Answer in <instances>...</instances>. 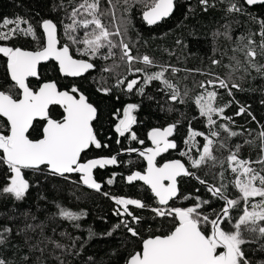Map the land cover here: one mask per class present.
<instances>
[{
  "label": "snow or ice",
  "instance_id": "6c2138e0",
  "mask_svg": "<svg viewBox=\"0 0 264 264\" xmlns=\"http://www.w3.org/2000/svg\"><path fill=\"white\" fill-rule=\"evenodd\" d=\"M106 3L107 6H104L102 0H79L78 3L75 0H67V4H59L57 7L62 9L72 5L71 11L67 12L70 22L61 21L67 42L60 39L58 26L51 19L41 22L43 38L38 37L32 25L22 18L12 20L6 17L0 22V41H12L23 36L30 37L35 44L32 50L0 45V55L6 58V72L12 82L7 90H0V168L4 169L5 181L0 186V196H10L14 201L24 200L32 187L26 178L27 172L59 177L65 181L71 180L72 174H78L79 180L72 181L73 183L101 192L102 185L94 179L93 170L118 163L116 155L107 158H84L92 146L97 149L109 147L107 144H101L94 131L93 121L97 118L98 110L75 83L70 88L61 90L57 80H49L33 88L30 78L38 81L41 79L38 65L42 62L54 61L60 76L64 78H83L85 73L97 69L109 76L115 74L117 78L111 87L103 86L107 84L104 75H101L97 82L99 86L96 90L104 95L111 94L113 88H119L125 93L135 90L137 95L142 96L146 86L153 81H159L164 89L170 90V101L187 103L185 98L189 96V90L186 88L181 93L165 76L169 68L173 74L179 69L169 65L159 66V71L149 72L148 69L156 66L155 61L146 54L133 55L134 45H130L127 40L131 27L128 14L135 7L141 9L142 19L151 26L173 13L174 0H106ZM198 4L204 12L217 7L218 4L226 5L223 9L226 15H246L252 23L258 25L259 31L236 38V46L231 49L232 55L222 53V56H228V64L211 58L212 66L222 65L227 69L224 77L212 70H188L213 78L201 80L197 85L204 91L197 94L193 102L199 117L206 120L205 127L208 131L197 130L192 127L191 121L188 122L187 136L183 141L187 147L186 150L179 151V156L185 157L186 163L181 159H171L160 164L157 159L169 150L178 149V144L170 137L174 136L180 121L162 129L149 130L147 138L151 147L126 150L138 152L147 162L143 172L134 171L126 180L129 183L142 181L150 190L154 203L149 205L140 199L109 197L116 205L123 206V211L117 209L113 214L130 219H120L105 235L111 236L116 229L123 227L132 238L140 241L139 250L130 253L124 264H264V260L253 261L245 251V246L256 245L255 251L264 253V131L257 133L253 139H245L244 144L230 145L232 138L243 134L230 127L235 121L232 116L225 115L226 109L231 107L233 101L223 105L216 103L219 96L216 89H224L230 97H234L233 89L242 90L241 85L233 79L237 73H244L239 77L241 80L251 74L250 70L264 76V64L257 63V57H264V17H257L248 11V8L255 5L264 6V0H242V3L240 0H198ZM189 11L195 10L190 7ZM117 13L121 15L117 17ZM104 18H110L109 23H104ZM117 20L119 23H116ZM22 24L28 26L25 28ZM224 28L223 33L217 31L214 37L224 36L232 41L231 25L225 24ZM81 30L83 33L79 35ZM256 36L260 37L259 44L254 38ZM73 46H77L78 56L73 54ZM97 60H111L112 63L98 65ZM138 62L143 63L145 67H134ZM121 68L126 69L127 73L135 78L128 79L127 76L121 75L117 72V69ZM136 73H143L142 81ZM209 88L212 90H208ZM116 99L118 100L119 96ZM51 106H59L62 109L59 118L51 115ZM138 108V104L127 103L122 109V115L121 110L117 109L113 114L118 120L114 130L119 137H125V134L129 133L132 141L138 140L143 145L145 141L139 140L132 130L133 125L137 123L134 113ZM172 110L169 108V111ZM245 112L246 109L241 106L235 115L239 116ZM247 114L252 116L251 112ZM214 117L226 123L218 124ZM193 119L197 117L194 116ZM252 119L255 120V117L252 116ZM37 120L44 123L39 138L34 139L31 138L30 130L35 129ZM222 132L226 135L222 136ZM197 138H202V141ZM116 142L119 144L120 139ZM244 145L259 149L255 160L241 158L240 152ZM222 150L227 151L228 155L217 156L216 153ZM217 169L219 170L216 171ZM200 171H203V176L198 174ZM228 174H231L233 179L228 180ZM209 176L215 182L205 178ZM185 177L201 185L210 194L209 198L188 194L183 196V199H194L193 205L176 207L174 203H170L181 198L178 178ZM107 183L111 185L113 179H108ZM231 189H235L238 195H234ZM199 191L200 188H197L196 192ZM103 194L109 196L107 192ZM40 199L46 200L47 197L41 195ZM213 199L222 202L219 209L211 208ZM241 203L244 205L242 211L234 215V210L239 209ZM129 206L150 211L154 220H167L169 227L165 231L161 225V229L157 230L159 234L152 233L145 237L137 227L144 217L134 214ZM55 208L56 211L51 214L50 220L67 221L72 228H80L79 221L86 215L85 212L71 210L60 203H56ZM22 215V227L7 224L0 226V251L6 250L11 244L15 227V236L23 237L29 252L40 253L35 264H45L43 257L49 246L57 264H66L63 258L66 255H79V251H76L79 237H73L67 230L61 231L60 237L71 242L62 243L54 238L56 227L51 229L54 235H47L45 230L48 225L44 221L35 223L38 217L30 211ZM16 218L8 217L10 221ZM30 233L38 234L35 243L32 242L33 236L29 235ZM93 235L95 233L89 230V238ZM11 247L16 249L18 245L11 244ZM82 247L81 244L80 248ZM57 250L59 255H56ZM88 259L91 264H95L91 257ZM21 260L22 264H30L31 256L23 255ZM0 264L14 262L0 255Z\"/></svg>",
  "mask_w": 264,
  "mask_h": 264
},
{
  "label": "trees",
  "instance_id": "16d2710c",
  "mask_svg": "<svg viewBox=\"0 0 264 264\" xmlns=\"http://www.w3.org/2000/svg\"><path fill=\"white\" fill-rule=\"evenodd\" d=\"M75 2L78 3L79 0H75ZM240 2L242 3V0ZM61 3L67 4V0H0V22L6 17L12 20L17 17L22 18V20L32 25L38 37L43 38L40 27L41 22L44 19H51L58 26L60 39L67 42L61 21L64 23L70 22L67 18V12L71 11L72 5H68L67 9H62L57 7ZM102 3L107 6L106 0H102ZM190 7L195 11H189ZM225 7L226 5L218 4L217 7L209 8L207 12H204L198 4V0H175V10L171 18L154 27H148L144 23L139 7H135L128 14L131 19V27L129 28L127 40L130 41V45H134L132 54L139 56L146 54L155 61L156 66L148 69L149 72L159 71V66L168 67L170 65L179 69L177 73L173 74L169 68L165 76L180 89L181 93L186 88L189 90V96L185 98L187 100L185 104L170 101L168 99L170 90L164 89L159 81H153L146 86L142 96L137 95L135 90L132 93H125L119 88H113L111 94L104 95L96 90L99 86L97 82L101 75H104L107 78V84L103 86L111 87L115 84L117 78L115 74L109 76V74L101 73L97 69L84 78L70 80L60 76L54 63L40 66L41 79L39 81H30L33 88H36L39 83L49 80H57L61 90L66 87L70 88L75 83L88 97L89 102L98 110L97 118L93 124L94 131L101 144H107L109 147L97 149L92 146L84 158H107L113 155H125L118 158V163L115 167L106 169L104 172L98 171L94 174L95 180L102 185L101 192H95L85 188L82 184L73 183L72 181L79 180L78 175H72L71 180L65 181L59 177L33 174L26 170V178L29 179L32 187L26 194L25 199L14 201L10 196H0V226L7 224L9 226L22 227L24 222L22 214L30 211L38 217L35 223L44 221L48 225L45 230L47 235H54L51 229L56 227L57 231L54 238L62 243L70 244V241L59 235L61 231L67 230L73 237H79L80 239L77 241L76 248V251H79V255L64 256L66 264H91L89 257L92 258L95 264H124L130 253L138 251L140 241L132 238L123 227L116 229L111 236L105 235L112 230L113 225L117 224L120 219H130L113 214L117 209L123 211V206L116 205L109 197L140 199L142 202L153 205L154 198L146 187L140 184L129 186L125 180L133 171H142L144 168V159L138 155V152H128L126 150L129 148L141 150L150 147L151 144L147 138L149 130L153 128L162 129L169 124L180 121L173 137L178 144V149H176L175 154H168L166 159L175 157L185 163L187 162L186 158L180 157L179 151L186 150L187 147L183 141L187 136L188 122L191 121L192 127L197 130L208 131L205 127L206 120L203 117H199L198 109L193 100L197 94L204 91V89L197 87L199 81H206L213 77L200 75L198 72L188 70L200 69L204 72L212 70L224 77L227 69L222 65L212 66L211 58L222 60V64H228V56H222V53L227 52L229 56L232 55L231 49L236 46V38L241 35H247L249 32L259 31L258 25L252 23L246 15H226L223 10ZM248 11L257 17H264V6L248 8ZM120 15L121 13H117V17ZM109 20L110 18H104V23H109ZM116 23H119V20ZM225 24L231 25L230 34L233 37L232 41L227 40L224 36L214 37V33L217 31L221 33L225 31ZM21 26L26 28L28 25L22 24ZM9 27H13V25H9ZM113 30L115 29L113 28ZM82 33L83 30L78 34L82 35ZM254 38L259 44L260 37L256 36ZM177 41H180V43L178 44ZM0 45L19 46L29 50L35 47L30 37L25 38L23 36H19L12 41H0ZM76 47H72V52L78 56ZM214 49L216 50L214 51ZM241 59H243L242 56ZM117 62H119L118 58ZM96 63L98 65H106L112 63V61L97 60ZM257 63L264 64V57H257ZM133 66L138 68L145 67L143 63L139 62ZM117 72L127 76L128 79L135 78L128 74L124 68L117 69ZM250 72L251 74L246 75L243 80L239 79L241 75H244L242 72L237 73L233 77L242 88L239 91L236 89L232 90L234 97L228 96L224 89H216L219 92L216 101L217 105H223L230 100L233 101L231 107L226 109L225 115L232 116L235 121L230 127L234 131L243 133L232 138L229 141L230 145L244 144L245 139H253L257 136V133L264 131V128L261 127L264 126V103L261 102L264 101V76H261L255 70H250ZM136 75L141 77V81L143 80V73H136ZM11 83L6 72V58L0 55V90H7ZM208 90L212 89L209 88ZM13 94L15 95V92ZM117 96H119L118 100L116 99ZM127 103L139 105L138 110L134 113L137 117V123L133 125L132 130L137 134L139 140L145 141L141 146L138 140L132 141L130 139V134H125V137H119V134L114 130L118 120L113 114L117 109H120L122 115V109ZM241 106L246 109V112L239 116L235 115ZM169 108L173 110L169 111ZM247 112H251L255 120ZM61 113L62 110L60 108H51V115L54 118H59ZM194 116L197 119H193ZM214 119L217 120L218 124L221 122L226 123V121H221L218 117H214ZM43 123L35 122V129L30 130L31 138H39ZM221 135L224 136L226 134L222 132ZM118 138L120 139L119 144L116 142ZM197 139L202 141V138ZM258 151L257 147L244 145L240 156L241 158L255 160ZM193 152H195V149H193ZM216 155L227 156L228 153L222 150L217 152ZM256 167L258 168L259 166L256 165ZM3 173L4 169L0 168V186L5 182ZM198 174L203 176V171L198 172ZM110 178L113 179L111 185L107 183ZM205 178L210 182H215L212 181L211 176ZM227 179H233L232 175L228 174ZM197 188H200L198 193L196 192ZM231 191L234 195H238L235 189H231ZM104 192L109 193V196H105ZM179 192L181 198L172 202L176 207H187L195 203L194 199L184 200L183 196L185 195H199L204 199L209 198L210 195L195 180L189 178L179 181ZM41 195L47 197V199H40ZM56 203H60L71 210L86 213L79 221L80 228H72L67 221L49 219L51 214L56 211ZM221 204L222 202L213 199L211 208L219 209ZM243 207L244 205L241 203L240 208L234 210L233 214H239ZM129 209L134 214L144 217L142 223L137 227H139L145 237L152 233L159 234L157 230L161 229V225H163V230L165 231L169 227L167 220L162 221L160 218L154 220L152 213L146 209H135L134 206H129ZM9 216L17 218L10 221L8 219ZM224 226L227 227V225ZM89 230L95 233L91 238H89ZM29 235L33 236L32 242L35 243V240L38 239V234L30 233ZM11 244L18 245V248L13 249ZM11 244L6 250L0 251V255L13 261L14 264H22L21 257L23 255H30V264H35L36 257L40 256L38 251L29 252L22 236H15V227ZM81 244L83 245L82 248H80ZM256 247V245L245 246L247 255L253 261L264 260V253L255 251ZM52 251L51 246H49L44 253L45 264H57V261L51 255ZM59 254L57 250L56 255Z\"/></svg>",
  "mask_w": 264,
  "mask_h": 264
},
{
  "label": "water",
  "instance_id": "95a60500",
  "mask_svg": "<svg viewBox=\"0 0 264 264\" xmlns=\"http://www.w3.org/2000/svg\"><path fill=\"white\" fill-rule=\"evenodd\" d=\"M174 3H175V0H174ZM256 6H261V5H255V6H252L251 8H253V7H256ZM174 10H175V8H174ZM173 13H174V11H173ZM172 13V14H173ZM172 14L169 16V17H167V18H164L163 20H161V21H159L157 24H155V25H151V26H149V25H147V23L144 21V23L148 26V27H154V26H158L159 24H161L163 21H167V20H169L170 18H171V16H172ZM41 32H42V29H41ZM43 34V33H42ZM49 63H54L55 64V62L54 61H48V62H42L40 65H38V72H39V68H40V66H44V65H47V64H49ZM56 65V64H55ZM57 66V65H56ZM93 71V70H92ZM92 71H90L89 73H91ZM89 73H85V75H84V77H86ZM62 77V76H61ZM83 77V78H84ZM62 78H64V77H62ZM64 79H70V80H78V79H81V78H64ZM32 80H36L35 78H30V81H32ZM11 81V80H10ZM53 107H58L59 108V106H51V108H53ZM61 109V108H60ZM62 110V109H61ZM96 120V119H95ZM95 120L93 121V123L95 122ZM36 122H43V121H39V120H37ZM172 137H170V139H171ZM169 151H175V149H172V150H169ZM163 155V154H162ZM159 158V157H158ZM157 158V159H158ZM145 164H146V166H147V162L145 161ZM116 166V164L115 165H107V166H105L104 168H99V167H97L96 169H94L93 170V175H94V172L96 171V170H98V169H100V170H104V169H106V168H111V167H115ZM72 175H78V174H72ZM186 178V177H185ZM179 179V178H178ZM126 180V179H125ZM126 183L128 184V185H132V184H134V183H141V184H143V182L142 181H133V182H131V183H129L127 180H126ZM145 186V185H144ZM85 188H87L86 186H84ZM147 187V186H146ZM88 189V188H87ZM90 190H92V189H90ZM92 191H95V190H92ZM150 191V190H149ZM96 192V191H95Z\"/></svg>",
  "mask_w": 264,
  "mask_h": 264
},
{
  "label": "flooded vegetation",
  "instance_id": "af4514ba",
  "mask_svg": "<svg viewBox=\"0 0 264 264\" xmlns=\"http://www.w3.org/2000/svg\"><path fill=\"white\" fill-rule=\"evenodd\" d=\"M94 124V123H93ZM126 134H129V133H126ZM174 137V136H173ZM173 137L171 138V139H173ZM150 144H151V142H150ZM140 146H141V144H140ZM152 146V145H151ZM150 146V147H151ZM141 150H143V149H141ZM175 151H176V149H175ZM175 151H169V152H167V153H164L161 157H159L158 158V161H159V163L160 164H163L166 160H171V159H177V158H170V159H166V157H167V155L168 154H175L176 152ZM125 154H120L119 156L117 155V158H119V157H122V156H124ZM112 168V167H111ZM146 168V164H145V160H144V168H143V170L141 171V172H143L144 171V169ZM106 169H110V168H106ZM106 169H104V170H100V169H98V170H96L95 172H94V174L95 173H97L98 171H105ZM134 172V171H133ZM130 175V174H129ZM79 176V175H78ZM94 176V175H93ZM95 179V178H94ZM126 179V178H125ZM182 179H187V178H179L178 180L180 181V180H182ZM138 184H140V185H143V184H141V183H134V184H132V185H129V186H133V185H138ZM144 186V185H143ZM144 187H146V186H144ZM147 188V187H146ZM178 188H179V184H178ZM176 201V200H175ZM170 203H172V202H170Z\"/></svg>",
  "mask_w": 264,
  "mask_h": 264
}]
</instances>
